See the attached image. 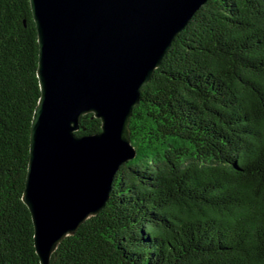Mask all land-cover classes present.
<instances>
[{
  "label": "trees",
  "instance_id": "trees-1",
  "mask_svg": "<svg viewBox=\"0 0 264 264\" xmlns=\"http://www.w3.org/2000/svg\"><path fill=\"white\" fill-rule=\"evenodd\" d=\"M29 0H0V264H40L22 201L40 95ZM101 122L81 117L77 135ZM133 159L49 264H264V0H209L129 122Z\"/></svg>",
  "mask_w": 264,
  "mask_h": 264
},
{
  "label": "water",
  "instance_id": "water-1",
  "mask_svg": "<svg viewBox=\"0 0 264 264\" xmlns=\"http://www.w3.org/2000/svg\"><path fill=\"white\" fill-rule=\"evenodd\" d=\"M207 1L29 0L40 95L22 201L40 264L105 207L115 174L136 155L129 122L141 88ZM87 114L101 130L77 135Z\"/></svg>",
  "mask_w": 264,
  "mask_h": 264
}]
</instances>
